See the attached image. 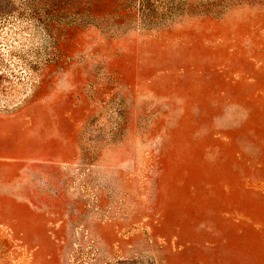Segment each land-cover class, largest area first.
<instances>
[{
	"label": "rangeland",
	"instance_id": "374dc122",
	"mask_svg": "<svg viewBox=\"0 0 264 264\" xmlns=\"http://www.w3.org/2000/svg\"><path fill=\"white\" fill-rule=\"evenodd\" d=\"M0 264H264V0H0Z\"/></svg>",
	"mask_w": 264,
	"mask_h": 264
}]
</instances>
